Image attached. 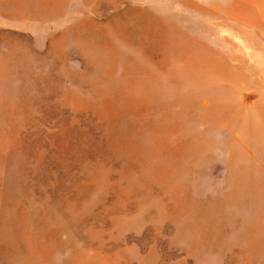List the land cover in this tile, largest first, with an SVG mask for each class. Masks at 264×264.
I'll return each instance as SVG.
<instances>
[{"label":"rangeland","instance_id":"obj_1","mask_svg":"<svg viewBox=\"0 0 264 264\" xmlns=\"http://www.w3.org/2000/svg\"><path fill=\"white\" fill-rule=\"evenodd\" d=\"M0 264H264V0H0Z\"/></svg>","mask_w":264,"mask_h":264}]
</instances>
